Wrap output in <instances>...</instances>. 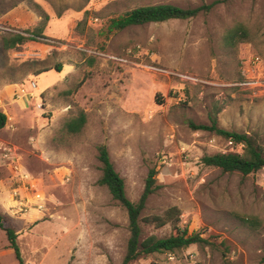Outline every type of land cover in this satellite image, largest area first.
I'll use <instances>...</instances> for the list:
<instances>
[{"label":"rangeland","instance_id":"rangeland-1","mask_svg":"<svg viewBox=\"0 0 264 264\" xmlns=\"http://www.w3.org/2000/svg\"><path fill=\"white\" fill-rule=\"evenodd\" d=\"M215 2L193 19L108 32L111 19L138 7ZM240 26L249 41L227 43ZM37 27L44 39L4 49V38ZM0 111V154L13 147L31 177L25 191L16 164L0 159L6 226L25 264L123 263L128 215L99 184L102 145L132 202L157 171L141 240L171 236L176 218L163 227L146 219L176 207L179 226L206 241L171 253L175 261L160 253L131 264H264V168L243 176L206 166L205 155L242 146L190 125L215 120L264 146V0H0ZM81 115L85 126L68 132ZM35 193L45 207L20 214L17 201L31 206ZM6 243L0 230V264H19Z\"/></svg>","mask_w":264,"mask_h":264},{"label":"trees","instance_id":"trees-1","mask_svg":"<svg viewBox=\"0 0 264 264\" xmlns=\"http://www.w3.org/2000/svg\"><path fill=\"white\" fill-rule=\"evenodd\" d=\"M217 3L203 5L198 8L183 9L172 4H157L135 8L117 18L110 20L108 32H120L132 27H140L152 23H163L171 20H189L201 14H209ZM48 21L45 17L44 23ZM44 27H37L33 31H25L26 34L18 33L10 35L3 39L5 50L15 49L28 41L38 42L44 39ZM28 34V35H27ZM227 43L234 45L238 42L249 41L248 30L244 26L236 28L226 37ZM56 71L62 72V66L55 68ZM7 116L0 111V131L7 124ZM86 124L85 115L70 121L66 125V130L70 133H78ZM194 130L213 132L224 139L233 142L235 146H242V153H217L205 155L202 158L206 166L221 169L224 173H240L248 176L264 168V146L256 138L247 134L227 131L220 128L217 122L213 120L210 125L190 124ZM98 160L101 163L102 176L99 184L106 187L112 198L118 202L127 212L129 221L130 237L127 244L126 256L122 264H131L143 256L160 253H174L188 248L193 244L205 243L206 241L200 234H189L187 229H182L178 222L180 211L176 208L168 209L162 217H153L146 222L155 223L157 227H163L169 222L174 221L173 233L168 238L160 239L156 236H149L144 240L142 238L141 215L147 206L149 198L158 190L157 171H149L145 189L138 200L132 202L126 194L124 179L116 171L111 161L109 151L106 146L98 147ZM0 230H3L9 242V248L14 251L15 257L19 264H25L17 239L18 235L15 230L6 226V218L0 212Z\"/></svg>","mask_w":264,"mask_h":264},{"label":"built area","instance_id":"built-area-1","mask_svg":"<svg viewBox=\"0 0 264 264\" xmlns=\"http://www.w3.org/2000/svg\"><path fill=\"white\" fill-rule=\"evenodd\" d=\"M31 88L32 89L38 88L37 84L34 81L31 83ZM25 94H26L25 91L21 90V95L23 96ZM29 96L31 98L35 97L33 92L29 93ZM38 107L40 109L43 108V102L42 101L38 104ZM230 144L234 145L233 142H231V141H230ZM16 154H17L16 150L13 147H11L10 145H7V146L2 147L0 159H2L4 161H9L12 164L14 163V165L16 164V166H14V169L16 172H18L17 174L21 177V180L23 182H25V184L22 188L25 189V191H27L29 189V187L31 186V177L29 174H26L25 172L21 171L19 169V167L17 166L18 157L16 156ZM22 188L20 186L19 188L14 190V198L18 197V194ZM33 198L34 199H32V205L31 206H30L27 199H25L24 203L21 200L17 201L18 202L17 206H18V209L20 211V214H22V215L27 214L31 208L41 210L45 207V198L43 197V195L41 193H35L33 195ZM168 259L170 261H175V256L170 253V254H168Z\"/></svg>","mask_w":264,"mask_h":264},{"label":"crops","instance_id":"crops-1","mask_svg":"<svg viewBox=\"0 0 264 264\" xmlns=\"http://www.w3.org/2000/svg\"><path fill=\"white\" fill-rule=\"evenodd\" d=\"M4 205V200L0 197V212L5 216L6 218V211L5 209L2 207ZM6 206V205H5ZM7 222V221H6ZM5 233V232H4ZM8 240V239H7ZM17 242H18V239H17ZM9 243V242H8ZM6 243V244H8ZM9 250H12L9 248ZM13 251V250H12Z\"/></svg>","mask_w":264,"mask_h":264}]
</instances>
